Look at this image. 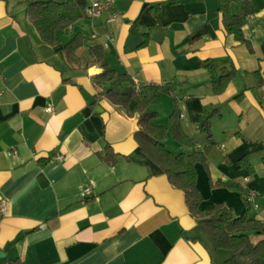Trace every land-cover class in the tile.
Listing matches in <instances>:
<instances>
[{"label": "crops", "instance_id": "crops-1", "mask_svg": "<svg viewBox=\"0 0 264 264\" xmlns=\"http://www.w3.org/2000/svg\"><path fill=\"white\" fill-rule=\"evenodd\" d=\"M252 1L250 46L227 33L219 0H113L57 35L62 44L79 32L102 44L111 66L141 87L169 85L155 122L167 125L177 110L206 153L209 169L195 166L201 208L225 203L242 215L239 191L211 185L237 182L256 193L249 214L264 222V0ZM206 59L234 74L223 93L214 92ZM100 72L73 67L61 44L45 43L25 3L0 0V264H224L230 253L214 248L184 191L142 151L133 103L96 99ZM207 112L212 139L200 128ZM165 144L194 152L171 133ZM108 146L115 164L102 159Z\"/></svg>", "mask_w": 264, "mask_h": 264}, {"label": "trees", "instance_id": "trees-1", "mask_svg": "<svg viewBox=\"0 0 264 264\" xmlns=\"http://www.w3.org/2000/svg\"><path fill=\"white\" fill-rule=\"evenodd\" d=\"M26 4V16L36 27L42 40L50 45L61 44L67 61L75 68L88 65H98L99 74L93 76L98 89L97 100L107 98L113 104L130 108L139 113L140 129L136 139L146 153L165 173L176 188L184 191L186 203L191 215L197 220L200 228L209 237L217 250L230 253L224 264H264V222L251 217V203L248 201L249 190L237 182H213V187H229L240 192L247 202L246 211L237 216L232 208L225 203H216L211 209L201 208L203 196L198 188L196 164L203 163L208 169L206 153L196 148L197 142L189 137L180 124L178 111H174L167 125L157 124L159 117L153 106L161 93H171L169 85L149 84L137 88L132 76L120 73L114 69L106 57L105 47L92 38L79 32L69 41L62 44L58 31L72 28L77 21L89 18L90 0H20ZM236 6L237 11H234ZM257 8L252 0H219V12L222 24L229 35L237 42L250 46L244 27ZM150 35H146L143 45L148 43ZM84 48L83 53L80 50ZM209 72L214 92L223 93L234 74L219 70L213 59L202 61ZM213 114L205 113L200 128L212 139L211 120ZM168 133L182 145L194 149L192 153H173L165 144ZM102 159L115 164L116 154L108 146ZM242 167L252 168L243 158ZM254 235L261 239L254 241ZM6 264H24L19 258L6 259Z\"/></svg>", "mask_w": 264, "mask_h": 264}, {"label": "built area", "instance_id": "built-area-1", "mask_svg": "<svg viewBox=\"0 0 264 264\" xmlns=\"http://www.w3.org/2000/svg\"><path fill=\"white\" fill-rule=\"evenodd\" d=\"M112 3H113V0H92L89 7H88L89 16L95 17V16L100 15L104 10L109 9L111 7ZM111 18L115 19L116 16L113 15ZM133 80H134L137 88L139 89L140 85L138 84L137 80L135 78H133ZM47 110L49 112H53L54 108H53V106H49L47 108ZM57 158L62 159V156L58 155ZM90 194H91V187L90 186L82 188L81 195L83 198H87ZM255 197H256V193L254 191H250L248 194V201L250 203L254 202ZM6 204H7L6 201H2V207L3 208L6 207Z\"/></svg>", "mask_w": 264, "mask_h": 264}, {"label": "rangeland", "instance_id": "rangeland-1", "mask_svg": "<svg viewBox=\"0 0 264 264\" xmlns=\"http://www.w3.org/2000/svg\"><path fill=\"white\" fill-rule=\"evenodd\" d=\"M172 140V139H171ZM168 145H170V144H168ZM170 147V146H169ZM254 241H258V240H260L261 239V236H259V235H254Z\"/></svg>", "mask_w": 264, "mask_h": 264}, {"label": "water", "instance_id": "water-1", "mask_svg": "<svg viewBox=\"0 0 264 264\" xmlns=\"http://www.w3.org/2000/svg\"><path fill=\"white\" fill-rule=\"evenodd\" d=\"M4 253L0 250V257H4Z\"/></svg>", "mask_w": 264, "mask_h": 264}]
</instances>
